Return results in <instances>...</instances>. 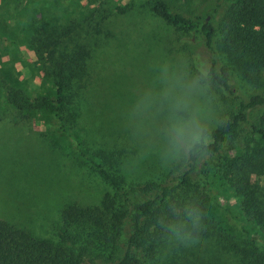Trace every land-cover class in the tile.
<instances>
[{"label": "rangeland", "instance_id": "1", "mask_svg": "<svg viewBox=\"0 0 264 264\" xmlns=\"http://www.w3.org/2000/svg\"><path fill=\"white\" fill-rule=\"evenodd\" d=\"M165 1L181 13L199 11L212 20L216 27L214 57L229 68L238 96L264 89V70L254 65V54L230 51L221 45L220 21L226 2ZM40 20L56 25L50 37L54 61L48 63V69L73 58L79 70L68 81L71 94L67 107L74 112L70 129L84 150L108 162L127 183L160 180L175 164L162 165L158 150L133 134L129 112L139 93L160 87L164 64L196 74L198 68L208 66L213 53L201 39L173 31L144 0H101L100 4L86 0H0V219L35 236L53 239L52 223L64 203L96 204L113 189L78 154L74 141L59 131L52 115L37 122L16 113L7 102L6 91L24 90L35 95L45 87L41 84V60L33 49L38 36L27 27ZM260 33L259 51L264 50V24ZM175 37L185 46L180 48L181 43L173 42ZM208 95L213 110L211 126L215 127L225 104L211 86ZM247 117L264 123V106L248 108ZM250 138L254 137L244 131L237 142L242 145ZM248 145L251 147V140ZM224 154L220 158L205 154L190 173L203 195L206 214V230L199 242L185 247L165 241L155 264H254L252 253L262 250L261 242L242 232L224 209L237 212L241 197L230 187L211 185L207 177L210 163L217 171ZM250 179L264 207V167L252 172ZM240 221L249 224L244 216Z\"/></svg>", "mask_w": 264, "mask_h": 264}, {"label": "trees", "instance_id": "2", "mask_svg": "<svg viewBox=\"0 0 264 264\" xmlns=\"http://www.w3.org/2000/svg\"><path fill=\"white\" fill-rule=\"evenodd\" d=\"M86 1L89 4L101 2ZM222 2L227 5L220 21L221 45L230 51L249 50L254 54V65L264 70V50L257 49L264 24V0ZM144 3L173 31L201 39L213 53L208 63L212 69L210 86L225 106L219 112V121L206 154L216 158L225 154L223 161H218L217 171L213 169L214 163H210L206 173L211 178V185L230 187L241 197L237 212L228 207L224 209L242 232L261 242L262 250L254 249L252 253L253 263L264 264V207L250 179L252 172L264 167V123L262 119L256 122L247 117L248 108L264 106V89L246 97L238 96L231 83L229 68L214 57L216 27L206 15L199 11L192 15L181 13L165 0H144ZM27 27L38 36L33 49L37 59L41 60V84L45 87L35 95L24 90L6 91L9 106L37 122L52 115L59 131L74 141L78 154L93 165L113 192H105L96 204L64 203L52 223L53 239L35 236L23 227L0 219V264H155L165 247L158 218L168 214L171 204L188 199L197 200L204 210L203 195L190 177L198 158L186 165L174 164L160 180L125 182L115 168L107 165L108 162L97 160L84 150L80 139L70 129L74 112L67 107L71 94L68 81L79 70L75 68L73 58L69 62H59L53 70L48 69V63L54 61L50 37L56 25L40 20ZM173 42L181 43L178 37ZM180 45V48L185 46ZM234 99L238 101L233 105ZM244 131L257 139L259 145L254 138L238 144ZM248 140L252 141L251 147ZM249 148L250 152L247 151ZM99 152L107 156L103 151ZM242 216L249 224L240 221Z\"/></svg>", "mask_w": 264, "mask_h": 264}, {"label": "clouds", "instance_id": "3", "mask_svg": "<svg viewBox=\"0 0 264 264\" xmlns=\"http://www.w3.org/2000/svg\"><path fill=\"white\" fill-rule=\"evenodd\" d=\"M211 66L186 69L162 66L160 87L142 90L129 112L133 134L158 150L162 165L188 164L202 158L211 142L213 110L208 95ZM206 214L199 202L188 199L169 206L167 215L158 218L162 238L189 247L206 230Z\"/></svg>", "mask_w": 264, "mask_h": 264}]
</instances>
